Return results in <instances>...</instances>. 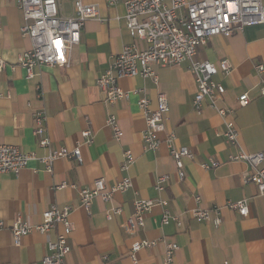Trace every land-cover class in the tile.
<instances>
[{"label": "crops", "instance_id": "1", "mask_svg": "<svg viewBox=\"0 0 264 264\" xmlns=\"http://www.w3.org/2000/svg\"><path fill=\"white\" fill-rule=\"evenodd\" d=\"M70 0V16L61 5L64 17H74ZM99 7L104 21L89 20L81 31L80 44L70 52L65 67L40 66L34 78L27 79L26 70L18 65L20 56L32 49V41L22 35L23 12L15 0H0V58L7 67L0 73V145L19 147L23 152L44 157L47 151L38 146L33 135L35 111H43L47 136L53 149L73 150L83 142L82 132H93V144L81 148L83 163L72 159L55 161L47 172L39 161H31L18 175H0V221L9 227L19 217L31 225H39L44 211L53 205L64 207L80 202V190L92 188L98 179L113 187L129 178L132 188L115 194L110 203L96 200L87 213L79 208L70 220L74 231L70 237L71 253L67 264H135L130 259L131 247L137 241L166 239L180 249L174 264H264V196L257 187L243 183L248 171L244 162L231 161L240 152H264V75L256 70L264 66V25L247 27L230 38L212 37L198 50L197 60L218 65L228 60L230 75H218L226 93L220 108L234 109L232 117L239 132V146L225 143L223 133L228 118L205 105L198 115L193 107L197 93L189 64L156 68L157 81L140 77L123 79L121 88L129 94L114 107L105 104V94L96 81L105 73L124 46L132 44L122 4L110 7L103 0H84ZM195 1V0H190ZM165 94L170 112L166 131L176 136V147L189 149L194 160H183L185 179L180 181L175 162L163 146L153 152L144 149L142 135L146 123L139 101L146 97L157 109V97ZM248 94L251 102L240 106L239 97ZM114 114L122 131L116 142L107 126ZM131 151L135 163L127 171L121 165L125 151ZM218 162L215 169L204 170V163ZM167 177L163 192L156 190L157 178ZM66 189H58L62 184ZM200 201L197 202L196 198ZM168 201L166 210L180 216L183 227L162 225L164 208L154 207L145 226L135 234L126 230V220L133 215L134 201ZM246 200L249 215L242 217L226 208L228 203ZM121 208L122 215L107 219V213ZM222 210V223L215 227L193 220L189 211L196 208ZM60 228L58 229V231ZM55 232L42 236L31 234L16 247L10 229L0 230V264H42L48 254L47 243ZM165 245L137 253L136 264H163Z\"/></svg>", "mask_w": 264, "mask_h": 264}, {"label": "built area", "instance_id": "2", "mask_svg": "<svg viewBox=\"0 0 264 264\" xmlns=\"http://www.w3.org/2000/svg\"><path fill=\"white\" fill-rule=\"evenodd\" d=\"M18 8L23 12L25 26L21 32L24 37L32 41V49L20 56L18 65L27 72V79L34 78V69L40 66L65 67L69 64V54L81 41V31L89 20L104 21L100 15L99 7L87 4L84 0L73 2L74 17H64L61 5L70 0H15ZM108 6L114 7L122 4L125 7L126 27L133 43L124 46L108 70L100 75L96 81L97 87L105 94V104L114 107L119 101L128 98L120 82L127 78H151L157 81L156 68L180 66L188 63V70L192 73L197 84V93L193 107L198 115L203 113L205 105L216 110L223 118H228L223 136L229 146H239V132L232 118L234 109L220 108L219 102L226 93L225 87L215 81L218 75L228 76L233 67L228 60L221 61L218 65L208 61L197 60L198 50L205 46L207 41L216 36L232 37L241 33L247 27L264 25V0H103ZM1 28V17H0ZM7 63L0 58V73L5 71ZM256 70L261 77L264 75V66L257 65ZM264 95V89L262 90ZM0 92V97H2ZM240 106H247L251 100L248 94L239 97ZM141 109L146 130L142 135L144 149L157 152L165 146L175 162L180 181L185 179L183 160H194L195 155L186 148H177L174 133L166 135L164 140L159 135L166 131V121L170 112L169 100L165 94L157 97V109L151 108V101L143 97L140 99ZM33 135L38 146L47 151L46 156L38 157L36 154L25 153L17 146L0 145V175L13 174L18 176L31 161H39L45 166L47 172L53 171L55 161L72 159L83 163L81 148L93 144L94 135L90 129L82 132L83 142H77L73 150L58 149L51 146L47 136V118L43 111H35L33 115ZM112 130L116 142L122 139V131L118 119L110 114L106 121ZM231 161L244 162L248 171L243 176L244 184H254L259 196H264V152L246 154L240 152L230 157ZM135 163L131 151H125L122 171H127ZM218 162L204 163V170L215 169ZM167 177L157 178L156 190L163 192L166 188ZM68 184H62L58 189H66ZM132 188L129 178L123 179L113 187H108L104 179L94 182L92 188L80 190V202L64 207L53 205L42 214L39 225H31L20 217L11 226L0 221V230L10 229L14 244L20 247L22 240L31 235L47 236L55 232L54 239L48 241V254L43 258L42 264H67L71 253L70 237L74 226L70 220L75 210L82 208L90 213L93 203L100 199L110 203L115 194L125 193ZM199 202L200 198L197 197ZM160 206L164 208L162 225L174 224L177 229L183 227L180 216L171 215L166 207L168 201H150L137 199L134 201L133 215L126 220V230L135 234L145 226V219L151 210ZM227 209L236 211L242 217L249 215L247 201L228 203ZM121 208H114L107 213L110 221L115 216L122 215ZM190 217L198 223H208L219 227L222 223V210L219 207L211 209L196 208L189 211ZM60 230L58 231V229ZM159 244L165 245L163 264H174L176 253L180 247L176 242L166 239L158 241H137L131 247L130 259L137 263L136 255L145 249H153ZM224 264H229L224 262Z\"/></svg>", "mask_w": 264, "mask_h": 264}, {"label": "rangeland", "instance_id": "3", "mask_svg": "<svg viewBox=\"0 0 264 264\" xmlns=\"http://www.w3.org/2000/svg\"><path fill=\"white\" fill-rule=\"evenodd\" d=\"M64 7L66 8L65 16H70L71 11H70V2L64 1Z\"/></svg>", "mask_w": 264, "mask_h": 264}]
</instances>
